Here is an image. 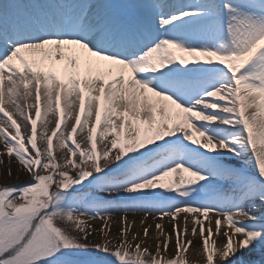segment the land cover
<instances>
[{
	"label": "snow or ice",
	"instance_id": "snow-or-ice-1",
	"mask_svg": "<svg viewBox=\"0 0 264 264\" xmlns=\"http://www.w3.org/2000/svg\"><path fill=\"white\" fill-rule=\"evenodd\" d=\"M0 142V264H264V0H3Z\"/></svg>",
	"mask_w": 264,
	"mask_h": 264
},
{
	"label": "rangeland",
	"instance_id": "rangeland-1",
	"mask_svg": "<svg viewBox=\"0 0 264 264\" xmlns=\"http://www.w3.org/2000/svg\"><path fill=\"white\" fill-rule=\"evenodd\" d=\"M76 110H78L77 107H74L73 109V115L71 116V119L73 117L74 122V115ZM55 126V122H54ZM53 126V127H54ZM24 127V125H23ZM79 141V140H78ZM54 143V151H56V141L53 140ZM86 146V145H82ZM101 147L99 144L98 140V148ZM0 153H3V149L0 148ZM57 159H60V153L57 151ZM0 160L4 161V163L0 164V186L5 185V184H21L24 182H28L29 179V174L25 172L21 166L17 163V161L12 158L10 161L9 159L4 156L0 155ZM11 168L12 170V175L8 176L7 175V169ZM53 189H55V185H53ZM123 213L121 212H116L113 214L112 218V226L115 225L116 223V218H119ZM128 220H134L135 218H139L140 221L144 217L143 212H129L128 214ZM155 215V213L151 214L145 225H139L138 231H142L143 227L151 225L153 227V232L151 231L150 228V233L152 232L153 234L149 235V238H147L144 246L148 247L150 251L154 252L155 251V246H156V229H155V224L156 223H162L165 231L171 233L172 232V222L170 221L169 218H165L163 221H160L158 219L154 220L152 217ZM183 214H181V220H182ZM179 218V219H180ZM189 221H191V215L189 214ZM182 222V221H181ZM190 229L192 227L191 222H189ZM95 228V232L89 237V240L93 243L100 242L102 240V235L100 233V225H99V220H97V223L93 225ZM117 232H119V227H114ZM142 233V232H141ZM196 238V241L194 240ZM162 239V237H161ZM187 239H191L193 241V245L190 247L188 253L186 254L187 259L189 264H204V256L202 255V240L199 235H196L193 237L191 234L188 235ZM225 238L223 235H220L218 237V243L222 244L224 242ZM175 252V238L173 237V241L171 244V248L169 249L168 256L171 258L172 255H174ZM238 255H242L245 257V259H260V255L255 252H242L238 253Z\"/></svg>",
	"mask_w": 264,
	"mask_h": 264
},
{
	"label": "bare ground",
	"instance_id": "bare-ground-1",
	"mask_svg": "<svg viewBox=\"0 0 264 264\" xmlns=\"http://www.w3.org/2000/svg\"><path fill=\"white\" fill-rule=\"evenodd\" d=\"M0 3H3V0H0ZM42 105H43V97H42ZM9 110H11V109H9ZM65 111H67V110H65ZM33 115H34V110H33ZM56 118H57V116H56V113L55 112L50 113L49 116H48V121H49V123H48L49 134H50L51 128H53V126H54V122H55ZM72 119H73V117H72ZM72 119H71V116H67L66 119H65V121H64V124H66L68 126V130H70V126H71L72 121H73ZM64 124H62V128L64 127ZM39 130H40V123L38 122V132H39ZM21 131L22 132L25 131V128L23 127V124H21ZM83 136H84V133H80L79 130H78V132H77V140H81L83 138ZM38 140H39V138H38ZM54 141H56L55 138H54ZM0 148L3 149L2 142H0ZM129 221H135V225L131 229V232L129 234V239H131V233H135V232L141 233L142 231H138V228H139L138 226L140 225V219L139 218H135L134 220L131 219ZM181 221L182 220L180 218V222ZM92 223L94 225V224L97 223V221H94ZM99 225H101V221H99ZM114 227H120L119 218H116V223H115V225L112 226L111 233H110L111 236L117 237L118 236V232L116 231V229ZM188 228L190 229V225L189 224H188ZM151 231L153 232V227L151 228ZM152 232L150 233L151 235L153 234ZM141 239H143L142 233H141ZM194 240L196 241V238Z\"/></svg>",
	"mask_w": 264,
	"mask_h": 264
}]
</instances>
